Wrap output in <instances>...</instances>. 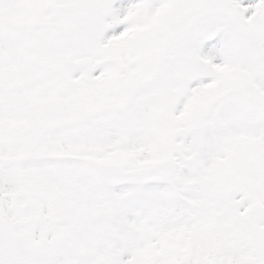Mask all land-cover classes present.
<instances>
[{
  "label": "snow or ice",
  "instance_id": "obj_1",
  "mask_svg": "<svg viewBox=\"0 0 264 264\" xmlns=\"http://www.w3.org/2000/svg\"><path fill=\"white\" fill-rule=\"evenodd\" d=\"M0 264H264V0H0Z\"/></svg>",
  "mask_w": 264,
  "mask_h": 264
}]
</instances>
